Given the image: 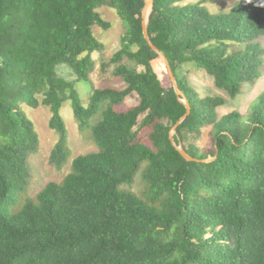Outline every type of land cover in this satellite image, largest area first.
I'll use <instances>...</instances> for the list:
<instances>
[{
  "label": "trees",
  "instance_id": "16d2710c",
  "mask_svg": "<svg viewBox=\"0 0 264 264\" xmlns=\"http://www.w3.org/2000/svg\"><path fill=\"white\" fill-rule=\"evenodd\" d=\"M185 1L154 0L148 34L190 105L174 138L193 161L171 139L188 109L145 38L148 0H0V264H264V93L249 114L220 116L227 99L201 96L183 74L187 64L204 70L231 99L255 84L264 68V0H243L221 15L206 0ZM104 6L126 26L109 63L127 88L94 89L84 106L56 68L67 65L90 81L92 55L105 48L93 28L111 27L97 12ZM132 93L139 103L120 110ZM67 101L98 152L77 156L62 182L10 214L40 145L20 102L50 108L58 135L50 163L61 170L71 155L60 114ZM207 127L205 152L197 141ZM139 173L143 197L126 188Z\"/></svg>",
  "mask_w": 264,
  "mask_h": 264
},
{
  "label": "rangeland",
  "instance_id": "374dc122",
  "mask_svg": "<svg viewBox=\"0 0 264 264\" xmlns=\"http://www.w3.org/2000/svg\"><path fill=\"white\" fill-rule=\"evenodd\" d=\"M199 1L201 0H186L185 3L191 4ZM242 2L243 0H206L204 5L211 13L221 15L230 12ZM97 12L105 21L110 23L111 27L106 30L99 26L93 28L95 37L104 44L105 48L102 52L97 51L92 55L95 61V67L90 74V81H80L74 71L67 65H60L56 68L59 76L74 85L84 106L89 104L94 89L111 88L121 91L127 88V84L121 78L114 75L115 66L109 63L113 55L121 48L126 26L117 11L113 8L104 6L99 8ZM128 65L135 67L134 63L128 62ZM155 68L160 74L164 85L168 86L169 80L167 75L164 74L161 63L157 62ZM137 69L142 70L141 67H137ZM183 70L186 79L201 96L209 94L220 95L227 99L226 105L218 110L220 116L233 111H238L242 115L249 114L252 110L253 102L264 93V68L257 82L253 85H245L242 93L235 99H231L227 92L216 88L213 77L208 75L204 70L198 69L192 64L185 65ZM138 103L139 96L136 93H132L118 108L120 110H127ZM20 108L33 121L39 135L40 145L38 151L30 155L28 159L30 182L27 191L19 196L20 202L18 204L10 206V214L19 212L27 199L35 198L49 183L62 182L66 175L72 171V164L77 156L98 152L99 150L92 139L91 129L85 131L80 130L71 102L67 101L62 106L60 114L68 130L71 155L66 165L61 170L57 169L50 163V154L58 140L57 133L49 126L51 118L50 108L40 105L34 109L29 107L25 102H20ZM98 119L99 116H96L91 121V125L94 126ZM211 131L212 127L204 128L201 138L197 141L200 149L205 152L210 151L212 147ZM126 188L134 192L137 196L143 197L142 193L145 185L141 179V173L136 176L134 183Z\"/></svg>",
  "mask_w": 264,
  "mask_h": 264
},
{
  "label": "water",
  "instance_id": "95a60500",
  "mask_svg": "<svg viewBox=\"0 0 264 264\" xmlns=\"http://www.w3.org/2000/svg\"><path fill=\"white\" fill-rule=\"evenodd\" d=\"M153 2L154 0H148V3L144 9V13H143V31H144V35H145V38L146 40L148 41L149 45L161 56V58L164 60L167 68H168V71H169V75H170V78L173 82V86H174V89L176 91V94L181 98L180 101L186 105L187 109H188V112L187 114L175 125L174 127V131L171 133V139H172V142L174 144V146L177 148V150L182 154V156L187 159L188 161H193L195 160L193 157H191L186 149L184 148L183 144H177L175 142V134L177 132V128L182 124V122L186 119V117L189 115L190 113V105L188 103V101L186 99H184L182 97V92L180 91L179 89V86H178V83H177V80L175 78V75L173 73V70L171 68V65L168 61V59L166 58V56L164 55V53H162L159 49H157L154 44L152 43L150 37H149V34H148V22H149V16H150V13H151V10H152V7H153Z\"/></svg>",
  "mask_w": 264,
  "mask_h": 264
}]
</instances>
